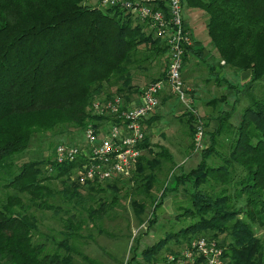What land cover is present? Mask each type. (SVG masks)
I'll return each mask as SVG.
<instances>
[{
	"label": "trees",
	"instance_id": "16d2710c",
	"mask_svg": "<svg viewBox=\"0 0 264 264\" xmlns=\"http://www.w3.org/2000/svg\"><path fill=\"white\" fill-rule=\"evenodd\" d=\"M185 3L208 15L211 43L226 65L251 69L248 89L264 78V0ZM150 31L134 23L129 12L88 0H0V185L16 192L6 200L0 196V264H73L71 254L47 252L46 242L34 240L36 218L22 211L18 193L42 197L38 202L42 209L58 208L46 199L51 189L37 174V162L17 165L18 155L30 146L36 132L58 133L66 124L83 128L97 118L92 114L96 98L119 94H107L113 85L118 84V91L135 86L133 64L164 51L167 64L158 78L165 77L168 46ZM142 45L150 52L139 60ZM191 49L185 54V63ZM233 109L218 116L209 135L211 144L202 150L197 167L176 176V188L184 184L193 189L186 213L197 217L182 232L209 229L211 237L225 233L229 264H261L262 242L252 226L264 228V97L250 98L237 123L230 119ZM141 146L150 149L148 135ZM159 147L158 155L173 160L167 147ZM210 158L220 162L210 163ZM145 159L143 152L139 169L147 167V161L142 163ZM51 165L55 178L75 167V163L54 161ZM153 179L148 176V184ZM205 184L220 185V189L209 193ZM165 193L163 190L161 196ZM64 194H69L68 189ZM107 203L104 200L101 205ZM161 205L162 201L156 208ZM238 214L243 217L235 219ZM65 222L69 229L66 238L76 236L82 228L69 218ZM155 222V217L150 219L149 226Z\"/></svg>",
	"mask_w": 264,
	"mask_h": 264
},
{
	"label": "rangeland",
	"instance_id": "374dc122",
	"mask_svg": "<svg viewBox=\"0 0 264 264\" xmlns=\"http://www.w3.org/2000/svg\"><path fill=\"white\" fill-rule=\"evenodd\" d=\"M88 2L97 4V0ZM187 8L192 7L185 3V9ZM204 14L206 12L202 10L200 15ZM132 18L134 23L143 25L145 32H151L146 22L139 21L134 16ZM192 19L195 23L204 25L205 20L198 22L193 16ZM145 47H140L144 52L138 54L139 60L150 52ZM213 56L214 58L204 59L206 62L200 61L198 70L194 68L189 74L184 73L195 100L192 108L165 92L162 97L164 100L151 121H155L148 134L151 147L144 149L146 159L142 163L147 161V167L142 170L137 164L130 176L118 179L119 181L82 183L74 168L62 176L52 177V174H56L51 165L55 146L59 143H82V128L66 124L58 133H35L30 146L18 155L17 165L37 162V174L43 178L42 183L51 189L46 199L55 204L58 211L40 208L38 202L42 197L28 192L18 195L23 200L22 211L36 218L38 231L34 240L46 242L47 252L58 253L60 256L71 254L73 264H172L168 256L180 251L189 237L209 233V229H189L182 232L183 228L195 223L197 217L186 213V207L191 206L190 193L193 189L185 187L184 184L176 188V176L181 172H189L200 163L202 150L211 144L209 135L223 110L234 108L230 119L237 123L242 110L250 103V98L264 97V78L248 89L251 69L240 70L229 64L223 68L219 54ZM166 64L167 53L164 51L138 65L133 64L131 69L135 86L131 90L125 88L118 91V84L113 85L107 90V94L121 93L126 100L130 99L134 93L139 92L141 86L160 77ZM217 66H222V73L215 72ZM194 76L203 79L202 83L206 86L202 95L197 91L198 87L193 85ZM234 86L241 91L237 92ZM246 88L247 92L244 91ZM238 98L239 101L235 103ZM200 123L205 129L204 145L197 148L195 129ZM160 145L169 149L173 160L158 155ZM209 160L210 163L220 162L215 158ZM14 170H18L17 167ZM148 176L154 177L152 184H148ZM213 185L205 184L203 188L209 193L220 189V185ZM66 189L69 191L67 196L64 194ZM163 190L166 193L161 196ZM15 193L14 189L0 185L1 198L6 200ZM113 199L116 200L115 203L111 202ZM104 200L108 203L103 207L101 204ZM161 201L162 205L156 208ZM92 210H95L93 216L90 215ZM154 217L156 222L149 226L150 219ZM242 217V214H238L235 219ZM67 218L82 225L72 238H66L69 230L65 222ZM252 229L262 242L261 252L264 255V228L254 225ZM226 237L225 233L220 234V238L225 241ZM262 261L261 264H264V259Z\"/></svg>",
	"mask_w": 264,
	"mask_h": 264
},
{
	"label": "built area",
	"instance_id": "2783aa9c",
	"mask_svg": "<svg viewBox=\"0 0 264 264\" xmlns=\"http://www.w3.org/2000/svg\"><path fill=\"white\" fill-rule=\"evenodd\" d=\"M101 7L121 8L137 20L146 22L156 37L168 46L170 61L166 76L140 88L135 102L120 94L102 96L92 103L97 118L83 128L82 143H59L54 162L75 163L80 182H110L130 176L144 152L145 121L160 107L165 92L192 108L194 97L184 76L185 54L195 39L185 20L184 0H97ZM226 65L224 59L220 62ZM194 110V108H193ZM202 123L195 131V146L203 147ZM228 246L224 239L194 234L177 253L170 254L172 264H228Z\"/></svg>",
	"mask_w": 264,
	"mask_h": 264
},
{
	"label": "crops",
	"instance_id": "0c3cea01",
	"mask_svg": "<svg viewBox=\"0 0 264 264\" xmlns=\"http://www.w3.org/2000/svg\"><path fill=\"white\" fill-rule=\"evenodd\" d=\"M201 11H202L201 9L193 8V7L187 8L184 10L186 24L191 29L193 37L195 39V45H194V47H192L191 50H189L188 57L186 59L185 69H184L185 74H189V72H192L194 68L197 69L199 63H201L200 61L206 62L204 59H207L208 57L214 58V56H213L214 54L218 55V52H217L216 48L212 45L211 38L208 34V30H207L208 15L207 14H204V16L200 15ZM192 16H193V18L195 17V20L198 22L205 20L204 25H199L198 23H195L192 19ZM196 52H200V55L196 54ZM199 56H201V57H199ZM223 68H225L224 65H223ZM223 68H222V66H219V67L217 66L215 68V72L217 73L219 71L222 73ZM202 81H203V79H200V78H198V76H196L195 82L193 83V85L195 87H198L197 91L201 92V95L203 94V91H204L203 88L206 87L205 84L202 83ZM143 86H141V87H143ZM138 93H134L132 95V97L130 99H128L129 100L128 102H135L138 98V95H139ZM163 100H164V98H162V102H163ZM153 115L150 116L145 121L146 134L147 135L150 133L151 124L155 125V121H153L151 123V121L153 120L152 118H154V116L156 114L154 116Z\"/></svg>",
	"mask_w": 264,
	"mask_h": 264
}]
</instances>
